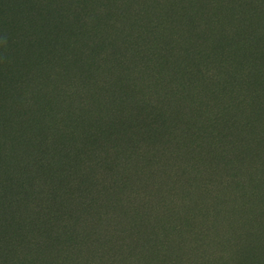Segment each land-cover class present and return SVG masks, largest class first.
I'll use <instances>...</instances> for the list:
<instances>
[{"label": "trees", "instance_id": "16d2710c", "mask_svg": "<svg viewBox=\"0 0 264 264\" xmlns=\"http://www.w3.org/2000/svg\"><path fill=\"white\" fill-rule=\"evenodd\" d=\"M0 264H264V0H0Z\"/></svg>", "mask_w": 264, "mask_h": 264}]
</instances>
